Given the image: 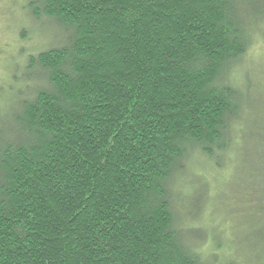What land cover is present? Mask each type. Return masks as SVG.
<instances>
[{"label": "trees", "instance_id": "trees-1", "mask_svg": "<svg viewBox=\"0 0 264 264\" xmlns=\"http://www.w3.org/2000/svg\"><path fill=\"white\" fill-rule=\"evenodd\" d=\"M26 1L56 34L0 90V264H210L172 199L194 157L264 186V0Z\"/></svg>", "mask_w": 264, "mask_h": 264}, {"label": "rangeland", "instance_id": "rangeland-1", "mask_svg": "<svg viewBox=\"0 0 264 264\" xmlns=\"http://www.w3.org/2000/svg\"><path fill=\"white\" fill-rule=\"evenodd\" d=\"M26 0H0V89L4 91L10 81L11 75L20 76L27 56L36 54L54 43L56 32L45 21L37 22L30 18ZM25 31L28 38H20ZM242 68L236 76L244 71L253 72L258 77L257 85L264 90V45L256 44L242 60ZM263 71L259 72L258 68ZM237 85H240V80ZM260 80V81H259ZM0 98L1 115H10V99ZM193 161V162H192ZM190 166L191 173L184 178V187L181 194L174 193L173 203L176 205L178 215H181L179 225H184L194 240V246H200V252L207 257L210 264H221L230 256H236L239 264H264V246L253 252L247 250L245 241L244 223H253L252 216L259 213L258 206L264 198V186L261 181L255 180L250 187L248 201L245 203L242 196L236 191L242 185L247 186L250 178L229 173L230 167L226 165L225 171L213 169L204 158L194 157ZM261 180H263V177ZM207 189H206V185ZM181 187L178 189L180 192ZM240 191V190H239ZM185 216V217H183ZM200 228L205 239H199ZM238 232V233H237ZM239 234V235H238ZM193 238V237H192ZM189 240V239H187ZM243 241L245 243H243Z\"/></svg>", "mask_w": 264, "mask_h": 264}]
</instances>
